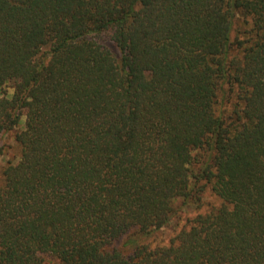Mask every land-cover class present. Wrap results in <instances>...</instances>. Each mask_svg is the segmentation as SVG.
<instances>
[{
	"label": "trees",
	"instance_id": "16d2710c",
	"mask_svg": "<svg viewBox=\"0 0 264 264\" xmlns=\"http://www.w3.org/2000/svg\"><path fill=\"white\" fill-rule=\"evenodd\" d=\"M22 116L0 264H264V0H0Z\"/></svg>",
	"mask_w": 264,
	"mask_h": 264
},
{
	"label": "rangeland",
	"instance_id": "374dc122",
	"mask_svg": "<svg viewBox=\"0 0 264 264\" xmlns=\"http://www.w3.org/2000/svg\"><path fill=\"white\" fill-rule=\"evenodd\" d=\"M6 92L10 93L11 88L6 87ZM24 123V116L21 117V121L18 124V126L7 133H3L0 135V168L5 164V162L9 159L15 160L18 156V146L14 140V134L17 130H20ZM204 194V195H203ZM202 194L204 202H208L212 200V196L209 192V190L205 191V193ZM181 215L179 218L172 221V225L163 228L158 231V234H156V237L153 238L155 244L156 242L165 243L170 238V236L173 235V233L181 227V225L185 222V219L193 216L196 212V210L193 209L192 206H186L181 211ZM152 238H150L151 240ZM152 239V240H153Z\"/></svg>",
	"mask_w": 264,
	"mask_h": 264
}]
</instances>
